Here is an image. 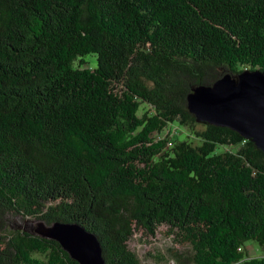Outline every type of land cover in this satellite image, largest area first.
Returning <instances> with one entry per match:
<instances>
[{"label":"trees","instance_id":"obj_1","mask_svg":"<svg viewBox=\"0 0 264 264\" xmlns=\"http://www.w3.org/2000/svg\"><path fill=\"white\" fill-rule=\"evenodd\" d=\"M251 70L264 0H0V264H80L10 213L84 226L103 264H143L129 242L160 227L175 264H264L243 246L264 245V151L186 100Z\"/></svg>","mask_w":264,"mask_h":264},{"label":"water","instance_id":"obj_2","mask_svg":"<svg viewBox=\"0 0 264 264\" xmlns=\"http://www.w3.org/2000/svg\"><path fill=\"white\" fill-rule=\"evenodd\" d=\"M198 121L227 126L264 151V72L224 73L211 84H198L186 96ZM38 234L58 240L80 264H103L96 235L75 222L54 221Z\"/></svg>","mask_w":264,"mask_h":264},{"label":"rangeland","instance_id":"obj_3","mask_svg":"<svg viewBox=\"0 0 264 264\" xmlns=\"http://www.w3.org/2000/svg\"><path fill=\"white\" fill-rule=\"evenodd\" d=\"M85 58L89 60L93 59L94 65L96 64L94 53L86 54ZM197 127H201V124H197ZM169 134L174 138L176 136H188V138H193L196 143L199 141L190 134L187 128L180 127L179 125L170 126ZM7 218L8 224L12 228H21L36 234L44 229V223L40 220L21 217L14 213H10ZM159 229L154 236L140 237L139 235H135L129 242V247L139 255L143 264H175L168 256V248L172 245V242L169 236L165 235L166 228L160 227ZM243 246L248 256L264 255V245L259 244L255 240H246ZM162 254L166 258V261L160 259Z\"/></svg>","mask_w":264,"mask_h":264}]
</instances>
